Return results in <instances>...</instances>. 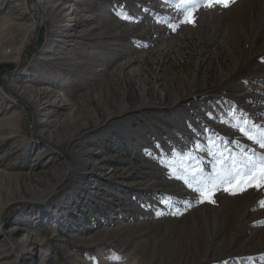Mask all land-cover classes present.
Wrapping results in <instances>:
<instances>
[{
	"label": "rangeland",
	"instance_id": "obj_1",
	"mask_svg": "<svg viewBox=\"0 0 264 264\" xmlns=\"http://www.w3.org/2000/svg\"><path fill=\"white\" fill-rule=\"evenodd\" d=\"M38 1L0 0V264L25 235L16 264H264V189L200 203L189 175L264 155L239 131L264 125V0Z\"/></svg>",
	"mask_w": 264,
	"mask_h": 264
},
{
	"label": "snow or ice",
	"instance_id": "obj_2",
	"mask_svg": "<svg viewBox=\"0 0 264 264\" xmlns=\"http://www.w3.org/2000/svg\"><path fill=\"white\" fill-rule=\"evenodd\" d=\"M235 0H207L206 7L211 8L214 4L222 5L223 7H229L231 3H234ZM189 9L196 7V5L189 4ZM178 16H183V10H178ZM194 18H192L191 11L188 12L187 18H185L182 23H194ZM233 119H237L235 110H232L230 113ZM239 131L247 137L249 141L255 143L259 149H264V125L257 126L254 123H250L247 117H244L240 120ZM237 126V125H234ZM247 127L248 131H245V127ZM259 127L261 131L259 132V138L256 136L249 135L248 132L253 129ZM235 143V141L233 142ZM195 152L200 153L203 151H207L209 156L213 158L216 157V153L209 151L206 148H202L199 145L194 146ZM230 153V150H228ZM256 155V149H253L252 154L249 155L247 153L242 154V159L240 161H235L231 157V153L227 159L221 157L219 160L214 159L213 163L217 165L214 169V173H209L207 176L204 175V169L201 168L199 170V174L195 171L189 173V175L193 178V183L197 185V187L192 188V184L188 186L192 188V191L197 195L198 202L203 203L205 199L207 202L214 203L215 201L211 199L212 196L216 194V189L220 184L227 185H239L244 184L246 187H241L240 191H246L248 188H255L256 190L264 189V155L257 156L256 159H252V156ZM195 158V156L193 157ZM243 164V167H238L237 164ZM225 165V170L222 172L219 169V165ZM214 175V179L212 178ZM211 183L212 187L208 188L207 185ZM223 190L229 191L231 194L235 195L236 192L231 191V187L224 188ZM190 203L185 204V210L187 207H190ZM180 211L178 208H173V213ZM182 214V212L180 213Z\"/></svg>",
	"mask_w": 264,
	"mask_h": 264
},
{
	"label": "bare ground",
	"instance_id": "obj_3",
	"mask_svg": "<svg viewBox=\"0 0 264 264\" xmlns=\"http://www.w3.org/2000/svg\"><path fill=\"white\" fill-rule=\"evenodd\" d=\"M37 3L39 4V1L37 0ZM80 13V10L78 9V7H76L75 5L72 7V9H70L69 11V15H70V18H71V22H75V24L71 23V26L74 27L76 26V22H77V19H78V15ZM70 30H73L72 28ZM69 30V31H70ZM68 31V30H67ZM60 35V34H59ZM59 38V37H58ZM133 69V68H132ZM133 72L135 74H139L141 75V77L144 79V77H146V74L142 72V70L140 68H135L133 70ZM146 88H144V90H141V93H140V97L142 98L141 99V102L139 103V105L141 106H144V104H151V105H157L158 103V100L156 99H151L149 97H147V94H146ZM64 93H59L57 94L56 98L57 100H61L62 102L65 101L64 100ZM129 107V103H124V106H123V110H126L127 108ZM121 132H122V135L119 134V140L118 137H115L114 140H115V143L117 145H121L123 147L122 144H124L122 141V137L124 135V133L129 129V126L127 127H124V129H121V128H118ZM128 144L131 143V141H127ZM139 144V143H138ZM137 145V144H136ZM83 155V154H82ZM84 165L86 166H82L81 170L84 171L83 172V176L86 175L90 170L87 168V164L85 163ZM89 165V164H88ZM94 168V167H93ZM94 170V169H93ZM91 172V171H90ZM82 173V172H81ZM82 177V176H81ZM81 185H79V183H76L75 184V189L74 190H77L78 188H81ZM99 189V188H98ZM70 199H68V196L66 197L65 200L61 201V202H58V209H55L54 207L51 208L50 210V216L48 217V219L50 218H54V222L56 221H61V216L62 214L59 213L60 210H63V207L66 205L67 202H69ZM7 204L3 205L1 207V211H0V233L2 232V223H1V218H2V212L4 210V208L6 207ZM67 206H70L72 207V210L74 211L76 208L74 206H72V203L69 204ZM77 212V210H75ZM114 218V217H113ZM48 221V220H47ZM63 223V221H62ZM63 228L66 227V224H60ZM73 227V230H78L76 227L72 226ZM6 234V238H10V239H13V236L16 234L15 231H8L5 233ZM10 244V242H9ZM38 248V243L37 242H31L28 238V235H25V237L23 238V240L18 244V246H16V248L14 249V247H11L10 250H11V253L9 255L6 256L5 259H8L10 255H12V252H15V258L13 259V261H11L9 264H16V262L18 261V256L19 254H22L23 252H27V253H30V258L33 257V255L35 254V251L36 249ZM14 254V253H13Z\"/></svg>",
	"mask_w": 264,
	"mask_h": 264
},
{
	"label": "water",
	"instance_id": "obj_4",
	"mask_svg": "<svg viewBox=\"0 0 264 264\" xmlns=\"http://www.w3.org/2000/svg\"><path fill=\"white\" fill-rule=\"evenodd\" d=\"M36 2H37V0H35ZM40 19H41V22L43 21V16H42V13H40ZM36 36H37V34H36ZM34 40H36V38L34 39ZM16 71V69H14V71H12V72H10V73H14ZM16 94V93H15ZM46 143L48 144H50L51 142L50 141H46Z\"/></svg>",
	"mask_w": 264,
	"mask_h": 264
}]
</instances>
